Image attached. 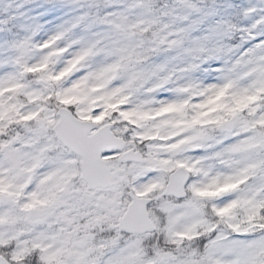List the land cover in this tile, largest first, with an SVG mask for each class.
Here are the masks:
<instances>
[{
    "label": "snow or ice",
    "instance_id": "6c2138e0",
    "mask_svg": "<svg viewBox=\"0 0 264 264\" xmlns=\"http://www.w3.org/2000/svg\"><path fill=\"white\" fill-rule=\"evenodd\" d=\"M0 264H264V0H0Z\"/></svg>",
    "mask_w": 264,
    "mask_h": 264
}]
</instances>
